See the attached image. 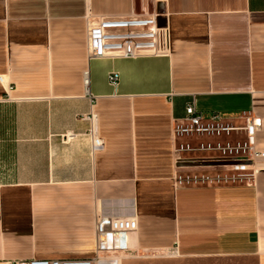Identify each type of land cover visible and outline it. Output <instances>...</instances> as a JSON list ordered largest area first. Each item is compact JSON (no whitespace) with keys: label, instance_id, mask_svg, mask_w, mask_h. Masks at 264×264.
<instances>
[{"label":"crops","instance_id":"1","mask_svg":"<svg viewBox=\"0 0 264 264\" xmlns=\"http://www.w3.org/2000/svg\"><path fill=\"white\" fill-rule=\"evenodd\" d=\"M156 12L167 55L89 57L88 18ZM0 76V264L94 256L101 211L137 217L139 251L264 264V158L249 177L216 180L218 164L179 165L174 138L194 101L256 118L264 151V0H0Z\"/></svg>","mask_w":264,"mask_h":264},{"label":"built area","instance_id":"2","mask_svg":"<svg viewBox=\"0 0 264 264\" xmlns=\"http://www.w3.org/2000/svg\"><path fill=\"white\" fill-rule=\"evenodd\" d=\"M160 13L141 16H97L88 18L87 40L89 57L107 59L139 58L142 56L167 55L171 49V30L168 25L159 21ZM110 85L117 86L120 82V73L110 71L107 76ZM86 85H89V71L84 73ZM0 81L2 77L0 76ZM95 118V115L92 116ZM245 123L235 122L218 111L205 114L200 111L195 102L186 105V114L175 118L174 138L177 141V161L181 166L185 163L212 162L222 166L229 162H238V167L244 168L245 156L264 158V151L254 149V129L256 118L246 112L241 114ZM89 131L92 147L95 151L104 147L105 141L99 135L97 126ZM211 137L212 140H203L201 137ZM193 138H199L197 141ZM214 152L203 156L192 152ZM183 153H187L183 157ZM227 166V165H226ZM223 167V166H222ZM205 176L180 175L179 181L192 182L204 180ZM222 180L220 175L214 177ZM139 228V220L135 215L120 216L99 212L96 217L95 237L96 251L92 257L83 258H33L9 262V264H100L105 256L104 252L135 249L131 245V235ZM148 250V249H147ZM142 250V251H147ZM168 253L178 255L175 247L168 248Z\"/></svg>","mask_w":264,"mask_h":264},{"label":"rangeland","instance_id":"3","mask_svg":"<svg viewBox=\"0 0 264 264\" xmlns=\"http://www.w3.org/2000/svg\"><path fill=\"white\" fill-rule=\"evenodd\" d=\"M208 153H214L211 151L208 152H192L191 154H205L208 155ZM183 157H186L187 153L182 154ZM246 160L241 161V164H245L244 168L238 167V162H229L227 164H222L223 170L219 175H222L221 178L223 180L227 179H235L240 180L242 177L251 176L253 173L256 172L255 166L256 161L258 157L251 156L248 154V156H245ZM186 165H192V163H185ZM227 165V166H226ZM190 171V170H187ZM194 173H184L185 175H192ZM119 255L123 256V260L120 264H189L183 260L182 257L174 256L172 253H168L167 251L163 252H156V251H138V252H125L124 250L119 251ZM192 264H199V262H195Z\"/></svg>","mask_w":264,"mask_h":264},{"label":"bare ground","instance_id":"4","mask_svg":"<svg viewBox=\"0 0 264 264\" xmlns=\"http://www.w3.org/2000/svg\"><path fill=\"white\" fill-rule=\"evenodd\" d=\"M119 251L115 250L114 252H104L105 256L101 260L100 264H120L123 260V256L119 255Z\"/></svg>","mask_w":264,"mask_h":264}]
</instances>
